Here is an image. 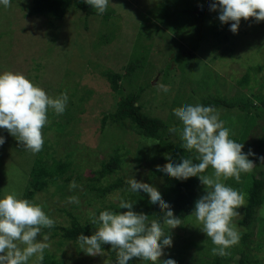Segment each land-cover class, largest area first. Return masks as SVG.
<instances>
[{"label": "rangeland", "instance_id": "rangeland-1", "mask_svg": "<svg viewBox=\"0 0 264 264\" xmlns=\"http://www.w3.org/2000/svg\"><path fill=\"white\" fill-rule=\"evenodd\" d=\"M28 3V0H11L9 7L0 6V71L23 73L32 83L40 86L52 97L62 93L58 91L61 88L68 94V102L69 97L74 101L75 107H70L67 103L66 107L73 118L67 127L61 128L63 133L51 128L45 132L42 129V135L44 138L48 136L51 139L62 138L58 144L50 147L55 151L52 156L54 161L61 157V160L68 159L72 163L69 171L70 181L74 179L77 184L82 185V189L70 191L68 188L70 181H58L49 185L44 191L36 193L31 199L32 202L42 206L45 213L54 219L55 224H69V219L61 210H66L75 216L82 215V223L91 222L90 216L99 207V200L94 194L87 193V179L92 176L93 170L99 169V163L110 158L115 150L127 151L125 158L128 160L121 176L123 180L135 176L138 182L153 187L159 192L165 183L163 175L154 180L147 177L153 165L152 156L145 153L139 162L135 159L140 155L142 142L134 134L128 121L106 124L104 127L101 125L103 114L113 112L117 100L123 94L144 86L139 99L140 111L149 118L165 122L177 121L176 129H180L182 124L174 117L176 110L173 107L175 106L173 98L179 85L185 84L184 79L188 82L192 80L191 83L183 85L186 86L185 91L193 90L194 96L197 97L192 104L199 103V97H210V94H215L216 87L220 89L219 95L226 98L236 97L237 91L249 96L250 91L238 89L234 81L248 68L264 64V21L257 23L253 17L247 20L241 18L238 30L233 34L229 30V25L219 21L216 11L201 23L194 25L190 16L182 12L184 8L188 9L189 5L181 4L180 0H110L107 10L102 14L103 16L108 14L107 21L100 14L84 19L83 13L70 10L62 20L54 22L52 26L46 18L28 17ZM160 6L166 7V14H173L165 19L168 24L172 22V26L159 23L160 14L164 15ZM184 18H187L189 25H193V29L186 25L177 26ZM156 26L159 27V35L154 33ZM210 26L223 27L224 34L229 38L228 41L222 42L216 48L209 35L207 40L205 39L208 42L201 41L198 49L191 53L194 56L191 64L193 68H187L182 60L186 59L185 55L180 54V46L192 48V42ZM109 31L113 32V40L105 44L100 36ZM138 31L151 36V40L147 41L138 35L137 41L140 51L148 52L146 45L149 46L147 60L151 62V66L140 73L129 74L125 66ZM206 63L208 66L206 65L207 70L203 75V67ZM108 70L121 74L119 81L121 89L115 93L112 92L104 76V72ZM263 76L264 67L256 74L255 78L258 81L255 82L257 85L254 86L252 93L259 92L261 96L264 95ZM207 77L212 78L214 84L212 88L199 93L196 91L199 90V83ZM161 84L171 89L170 94L165 95L159 90ZM71 94L73 95L70 96ZM75 95L86 99L79 103L74 99ZM178 106V110L184 107L183 103H179ZM50 111L52 110L49 109L48 113ZM217 111L225 127L228 128L225 124L227 118H235L237 121V111L227 109H217ZM52 119L58 120V116ZM51 120L48 118V123L44 127H49ZM258 125L264 124L258 121ZM229 129L230 138L237 141L240 126L234 124L233 128ZM256 129L258 131H254L264 137V132L261 133L258 128ZM59 133L61 136H56ZM0 135L5 137L4 144L0 145V196L14 191L21 197L25 191L33 160L39 154L49 157L52 151L45 152L47 147L44 143L42 149L33 154L24 149L6 129H0ZM250 137L254 138L252 135ZM261 151V155L264 156V147ZM54 161L49 163L50 167L53 166ZM262 170L264 171V161ZM212 171L210 168L206 175H211ZM121 173L116 176H120ZM245 178V182H249L248 175ZM105 181L111 182L106 178ZM222 182L242 193L240 180L237 182L229 177ZM121 192L125 191L117 190L106 196L103 199L104 205L117 203L119 201L117 197ZM203 192L204 186L200 184L195 200ZM71 195H78L80 203H68L67 197ZM244 206L245 204L237 209L238 215L232 218V223L243 217ZM193 208L194 203L185 219L181 220V225L171 230L173 246L166 249V255L160 259L171 257L177 261L178 252L184 249L185 254L181 255V261L177 264H193L196 255L195 248L189 246L190 243L205 248L207 237L200 230L201 225L196 221L195 216L191 215ZM262 215L264 217V213ZM236 229L238 232L242 230L239 226H236ZM258 232L257 241L260 244L262 241L263 244L257 256L264 260V226ZM50 233H43L42 228L38 239L48 234L50 247L45 251L52 252L57 260L67 264H105L109 257L107 250H113L110 244H103L101 254L90 256L81 251L77 245L66 242L63 249L56 251L55 238H50ZM34 261L35 257H32L28 264H34ZM136 264H143V261H137Z\"/></svg>", "mask_w": 264, "mask_h": 264}, {"label": "clouds", "instance_id": "clouds-1", "mask_svg": "<svg viewBox=\"0 0 264 264\" xmlns=\"http://www.w3.org/2000/svg\"><path fill=\"white\" fill-rule=\"evenodd\" d=\"M84 2L102 15L110 0ZM10 4L11 0H0V6L7 8ZM210 10L218 11L219 21L228 23L233 34L237 32L241 18L253 17L257 23L264 21V0H212ZM159 90L165 95L171 92L164 84L159 86ZM67 103L66 92L52 97L23 73L0 71V129H6L33 154L43 147L42 128L48 123V110L62 115ZM174 117L182 128L173 129L170 135L176 137L179 134L182 148L194 152L198 162H193L191 156H182L179 163L173 161L158 171L165 178L179 181L198 177L204 192L195 200L191 215L215 245L211 252L224 256L231 246L239 242V233L232 218L238 215L237 209L245 204V199L243 193L222 181L231 177L239 182L241 173L253 169L254 162L249 157L256 154L251 148L247 152L242 151L243 143L230 138V129L224 126L214 106L187 104L175 111ZM4 142L5 137L0 135V145ZM257 159L264 161V156ZM209 167L213 170L211 175H201ZM126 184L131 193L149 197L152 206H159V220L149 226V216L137 214L131 199L117 197L118 208L125 211L105 209L98 215L92 213L91 223L98 226L90 235L78 234V248L91 256L101 254L103 244H110L116 252V264H136L137 261H143V264H177L171 257L163 260L160 257L173 246L171 230L181 225V218L174 215L169 203L153 187L138 182L135 176L128 177ZM68 188L70 191L82 189V185L73 179ZM67 202L79 204V196L71 195ZM54 224V219L40 204L21 198L14 191L4 193L0 196V264H28L32 257H35L34 264H42L50 242L48 234L42 239L38 236L42 228L50 229Z\"/></svg>", "mask_w": 264, "mask_h": 264}, {"label": "trees", "instance_id": "trees-1", "mask_svg": "<svg viewBox=\"0 0 264 264\" xmlns=\"http://www.w3.org/2000/svg\"><path fill=\"white\" fill-rule=\"evenodd\" d=\"M180 1L181 4H185L186 6L189 5V8H184L182 12L185 15L190 16L194 25L201 23V21L209 17L212 12H218L217 10H210V4L212 0ZM28 2V17L32 16L46 18L51 22L50 25L52 26L54 22L62 20L66 13L70 10L83 13L84 19L97 15L96 10L90 5L86 4L84 0H28ZM202 6L203 11L201 10ZM165 8L166 7L164 6L161 7V11H164V15L160 14V17L158 18L160 19L159 23H166L168 26H172V22H169L168 24L165 19L173 14H166ZM182 12L181 14L183 16L184 14ZM100 16L105 21L108 20V14ZM185 25L190 26V29H193V25H189L187 23V18H184L177 26L185 27ZM226 25L229 24L226 23ZM159 31V27L156 26L154 33L159 35ZM110 33L111 31L100 36V39L104 40L103 43L108 44L110 40H113V32L111 34ZM138 35L147 41L151 40V36L149 34H144L142 31H138L135 43L133 45V50L128 56V61L125 66V69L129 74H137V72L140 73L144 69H147V67L149 68L151 66V62H148L147 60V57H149V55L147 56V54H149V46L146 45L148 52L145 50L140 51V46H138L137 43L139 39ZM209 35L211 36L213 45H215L216 48H218L222 42H226L229 39L228 36L224 34L223 27L215 28L210 26L205 32L200 34L197 40L192 42V48L187 49L183 45L180 46V54H182V56L185 55L184 57L186 58L181 59L185 62L187 68H193V66L191 67V64L194 56L191 53L196 51L199 47V43L205 39L207 40ZM206 40L204 42H208ZM213 58L214 56L211 57V59ZM206 65L207 63L203 67V75L207 70L208 65ZM263 67L264 64L262 66L259 65L248 68L244 74L234 81L238 89H247L250 91L251 95L249 96L237 91L236 97L231 99L226 98L219 95L220 89L219 87H216L215 94H210V97H199V103L202 105L214 106L216 109L237 111V121L235 118L229 117L227 118V121H225V124L228 125V128H233L234 124H238L240 126V133L238 135L237 142L243 143L244 148L242 151L247 152L248 149L251 148L256 156L249 157V159L253 160L254 162L253 169L248 173H241L240 176L241 183L239 185L241 186L246 202L244 206L243 217L239 221L233 222L235 227L239 226V228L242 229L240 232H238L240 237L239 242L231 246L227 250V254L224 256L214 255L211 252V249L215 247V245L211 243L212 241L208 237L204 246L205 248H199L190 243L189 246L195 248L196 259L193 264H264V260L259 259L257 256V252L262 249L263 244L262 241L261 244L257 241L259 238L258 231L264 226V217L262 215L264 213V171L262 170L263 161H259L257 157L262 156L261 150L264 147V137H261L258 132L256 133L254 131H258L256 129L258 128L261 133L264 132V125H258V121H262L264 124V95L261 96L259 92H251L254 86L257 85V83H255L258 81L255 78L256 74L257 72L262 71ZM252 73L254 74L252 75ZM104 76L109 82L112 92L115 93L121 89V85L119 84V81H121V74L108 70L104 72ZM208 77L200 81L199 90L197 89L196 91L200 93L202 90L212 88L214 80L212 78L209 79ZM184 81L186 84L189 82L191 83L192 80L188 82V80L184 79ZM146 85L147 84H145V86ZM148 85L150 86V83ZM183 85L180 84L179 88L175 90V97L173 98L175 106L173 105V107H175L174 110L176 111L178 110L177 108L179 107V103H183V106H185L187 104H192V101L194 102L195 98H197L194 96L193 90L190 92H188V90L185 91L186 86L183 87ZM143 87H139L137 90H130L129 92L123 94L117 100L114 111L103 114L101 125L104 127L106 124H118L123 121H128L131 124L134 134H136V136L139 137L142 142L139 150L140 155H138V157L135 159L139 162L145 153H147L148 156H152L151 163H153V165L147 177L154 180V178L163 175L158 171L160 168H166L173 161L179 163L182 156H191L193 158V162L198 161L195 159L194 152L190 153L182 148V142L178 135L176 137H172L170 135L171 131L176 129L177 121L165 122L158 119L149 118L140 111L141 106L139 105V99L141 93L143 92ZM58 91L64 92L61 88H59ZM72 95L73 94L70 96ZM166 98L167 97H165V99ZM74 99L81 103L86 98L75 95ZM68 103L70 107H75L72 98L69 97ZM47 116L49 120L58 116V120L54 121V119H52L49 127L46 126L42 128L44 132L51 128H55L56 130H60V132L63 133L61 128L64 126L67 127L73 118L67 107L62 115H57L53 111H50L47 113ZM251 135L254 138H251ZM56 136H61V134L59 133ZM248 138L251 139L247 141ZM61 140V137L60 139L59 137L51 139L49 136L44 138L45 146L47 148L49 147L48 149H45V152L48 150L52 152L50 155H48L49 157H44V155L39 154L38 157L33 160L30 169L31 172L28 175L25 191L21 198L31 201L32 197L36 193L44 191L49 185L55 184L58 181H70L71 175L69 174V171L71 169L72 163L68 159L61 160V157L54 161V156L52 155H54L55 151L50 148L52 145L54 146L55 144H58ZM126 152L127 151L118 152L115 150L110 158L107 160H102L99 163V169L93 170L92 176L87 179V193L94 194L95 197H97V200H99V207L94 210V213L98 215L100 211L105 209L114 210L117 212L125 211V209L118 208L119 201L117 203H109L108 205H104L103 200L106 196L117 192V190H124L125 192L119 193L120 195L118 197L131 199L134 203V211L137 214L149 216L150 226L151 222L159 220V216L161 215L159 206H152L150 204L149 197L135 195L128 190L126 181L121 177L128 160V158H125ZM169 157H172V160H170ZM51 161H54L52 167L49 166ZM133 162L136 164L135 160ZM210 168L211 167L207 168L201 175H206ZM119 173H121V175L116 176ZM246 175L249 177V182L247 183L245 182L246 180H244ZM76 178H79V176H76ZM105 178L111 180V182H106ZM163 180H165V183L161 186L160 190L163 199L169 203L174 215L180 217L181 220H184L193 206L197 194V188L201 184L198 177L193 176L183 181L164 177ZM61 212L69 219V224H54V226L50 229L43 228V233L51 232L50 238H55L54 244L56 246V251H58L57 249H63L66 242L77 245L76 238L78 234L83 233L84 235H90L95 231V227L98 226L93 225L91 222L89 224L82 223V215L75 216L66 210H61ZM260 238L263 237L260 236ZM101 247L103 249V245ZM205 250H207L206 253H204ZM107 251L109 257L107 263L105 264H109L110 261H112V264H116V252L110 249ZM184 254V249L178 252L176 256L178 257L177 263L181 261V255ZM42 264L67 263L57 260L52 252L45 251Z\"/></svg>", "mask_w": 264, "mask_h": 264}]
</instances>
